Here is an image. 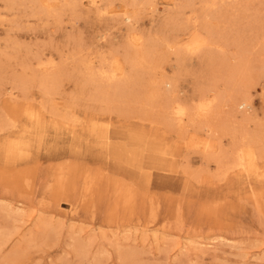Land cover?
I'll use <instances>...</instances> for the list:
<instances>
[{
    "label": "rangeland",
    "instance_id": "1",
    "mask_svg": "<svg viewBox=\"0 0 264 264\" xmlns=\"http://www.w3.org/2000/svg\"><path fill=\"white\" fill-rule=\"evenodd\" d=\"M98 1L100 9L125 4ZM150 1L132 24L135 32L152 36L170 30L184 40L198 34L207 46L180 64L175 55L155 62L146 57L140 73L145 92L136 90L138 99L103 101L96 85L85 81L86 62L118 58L127 66V57L137 52L128 47L130 27L89 0L76 8L53 0L50 14L28 0H0L1 124L18 119L12 105L52 110L57 104L59 113L75 116L92 108L122 132L130 123L152 128L154 149L144 156L143 176L92 145L88 153L86 142L67 135L54 140L51 134V146L33 147L14 163L0 160V238H5L0 264H264V158L258 161L260 175L244 178L235 170L225 177L216 158L206 154L229 149L232 138L226 132L210 138L213 148L206 151L189 146L203 138L200 130L190 127L183 134L161 120L124 118L139 106L146 117H154L150 110L162 106L163 90L158 103L149 91L153 80L172 79L180 97L198 101L209 81L235 74L249 80L253 113L264 126V0H248V6L242 0H218L209 9L204 0ZM167 18L176 23H166ZM93 96L97 102H91ZM104 106L105 114L99 112ZM1 128L0 137L14 130ZM85 167L94 172V183H86Z\"/></svg>",
    "mask_w": 264,
    "mask_h": 264
},
{
    "label": "bare ground",
    "instance_id": "2",
    "mask_svg": "<svg viewBox=\"0 0 264 264\" xmlns=\"http://www.w3.org/2000/svg\"><path fill=\"white\" fill-rule=\"evenodd\" d=\"M9 1L16 3V0ZM28 1L43 13L50 14L53 12V0ZM66 1L72 8L82 5V0ZM108 1V6H112L117 0ZM119 1L125 4L104 9H100L98 0H89L88 2L90 6L97 8L107 16L117 15L126 26L130 27L133 35L128 38V47H132L137 51L127 57V66H124L118 58L98 62L91 57L86 62L88 67H86L87 75L85 81L89 85H96V94L103 101L112 100L110 97H117L122 100L128 97L138 99V95H141V93L137 94L136 90L145 92L147 86L143 85L140 73L143 74L146 70L148 62L146 57L155 62L162 61L163 56L168 59L169 55H175L178 59V64H180V61L182 62L184 59L183 57L200 52L207 46L205 40L198 34L191 35L188 40L179 38L170 30L155 31L152 36L139 35L135 32L132 24L136 23L142 6H146L149 3L152 4V1ZM242 1L247 6L249 5L248 0ZM202 2L204 7L209 9L210 7H215L218 0H204ZM165 22L176 23L174 18H167ZM175 30L176 28L173 29V31ZM40 65L46 67L44 66L45 64ZM126 71H128L127 75L123 76ZM121 76H123L122 79L124 80L117 82ZM46 81L43 84H46ZM151 87L154 90L149 89V91L154 100L160 94L159 92L163 90V93H161L163 97L161 99L163 101L162 106L159 107V110H150L154 113V117L151 119L146 117L147 111L145 107L139 106L135 110L126 112L124 115L125 119H134L143 123L150 120H152V123H158L161 120L168 127L181 130L183 134L188 133L190 127L200 130V132L205 133L202 136L203 138L201 140L198 139L200 141L198 144L195 143L189 146H201L206 151L213 148L210 138H215L218 132H226L232 138L229 149H221L220 152L216 153L210 151L206 154L209 157L216 158L218 169L222 176L226 177L235 170L244 178L251 175H260L258 161L264 158V126L253 113L252 87L246 77L234 74L233 77L227 76L221 78L218 82H215V80L209 81L207 87L202 90L198 101H189L186 97H180L175 82L167 77H163L161 81H151ZM49 89H45V93L48 96H50ZM53 91L52 89L51 93ZM107 91H110V93H107ZM95 97L92 98V103L98 101L97 99L95 100ZM9 98L12 101L15 98L12 89L9 92ZM155 101L158 102L157 100ZM116 102H119V100ZM117 104L120 106L119 103ZM150 104H152L151 101ZM53 106L52 110L44 106L37 108L28 103L20 107L19 105L11 106L12 114L16 115L18 119L10 124L3 123V125L0 123V130L2 129L1 127L14 129L7 135L0 137V160L5 161L6 164L14 163L28 156V154L30 155V150L33 147H42L46 143V146H51L53 141H49V144L47 142L51 134H54L55 137L52 138L54 140L57 139V136L67 135L73 142L79 144L86 142L88 144L86 149L88 153L90 145H92L93 148L101 149V155H106L114 162H118L129 172L133 170L138 175L143 176L144 156L148 152L154 153V149L150 147L149 143V140L151 141V135L149 134H151L152 128L146 131L141 128H135L138 125L135 126L130 123L122 126V132L119 127L110 123L111 119L100 116L92 108H87L81 116H75L59 113L57 104ZM101 108L99 112L105 114L106 107ZM17 122H19L18 126H16ZM125 138H128V142L125 141ZM129 143L136 145V147L131 146L129 148L131 145ZM141 148L143 149L142 152L139 151ZM146 159L151 161L150 156ZM70 169H73L72 165L67 168V170ZM84 171L87 179L86 183L88 181L94 183V172L87 167H85ZM122 182V180L116 181L118 186H124ZM87 187L88 189L91 188L90 183ZM248 192L254 193V188L249 182ZM121 196H123V193ZM67 216L71 219H76L71 215L67 214ZM77 223L80 222L78 221ZM4 243L5 238H0V249ZM206 246L208 248L211 245L207 244ZM187 248L189 247L184 246V249L187 250ZM8 261H12V258H9Z\"/></svg>",
    "mask_w": 264,
    "mask_h": 264
}]
</instances>
